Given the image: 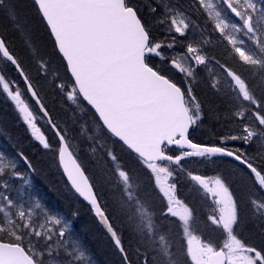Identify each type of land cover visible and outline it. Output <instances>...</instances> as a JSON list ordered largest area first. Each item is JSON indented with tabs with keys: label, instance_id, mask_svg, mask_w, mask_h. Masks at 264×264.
I'll use <instances>...</instances> for the list:
<instances>
[{
	"label": "snow or ice",
	"instance_id": "6c2138e0",
	"mask_svg": "<svg viewBox=\"0 0 264 264\" xmlns=\"http://www.w3.org/2000/svg\"><path fill=\"white\" fill-rule=\"evenodd\" d=\"M31 5L51 51L14 0H0V28L14 30L31 50L22 55L0 35V94L104 228L119 264H264V0ZM190 31L198 38L187 39ZM178 43L182 51L165 53ZM213 44L219 51L207 47ZM202 67L224 112L217 115L221 132L207 143L191 135L204 122ZM56 104L72 116L55 112ZM77 112L88 117L87 129ZM82 137L91 142L82 145L93 153L87 163L77 152ZM122 154L148 173L163 202L158 214L151 194L131 182ZM221 164L225 171L209 174L207 166ZM35 172L23 150L0 151V264H91L72 232L78 211L58 215L47 207L30 178ZM177 177L203 193L205 223L219 230L220 244L193 229L194 209L178 198ZM125 229L134 245L125 244Z\"/></svg>",
	"mask_w": 264,
	"mask_h": 264
},
{
	"label": "trees",
	"instance_id": "16d2710c",
	"mask_svg": "<svg viewBox=\"0 0 264 264\" xmlns=\"http://www.w3.org/2000/svg\"><path fill=\"white\" fill-rule=\"evenodd\" d=\"M14 2L20 8L22 15L27 18L36 41L41 44H46L48 51H51V43L48 38L47 30L43 22L33 10L31 0H14ZM198 23L202 24L203 21L198 20ZM153 34L154 36L157 34L159 36L158 39H163L162 29L159 27L153 28ZM0 35L5 36L17 52H20L25 56L31 54V50L24 47L22 38L19 34L11 28H8L7 30L0 28ZM217 35L218 34L209 35L208 38L215 40L218 37ZM195 36L198 37V34ZM187 39L193 38L188 36ZM185 42H187V40ZM177 45L182 46L180 43ZM208 48L213 51H219L214 44L209 45ZM200 79V81L198 80L197 93L203 101L205 113L204 122L199 127L195 128L191 135L194 140L207 143L213 138L212 134L214 132H221L220 124L217 123V115H224L223 102L215 91L208 87L211 76ZM52 106L55 112L65 115L66 118L71 117V112H61V105L56 104ZM217 107L220 109L219 113L215 111ZM14 115L15 113L11 111V108L0 96V151L6 154H14L15 149L18 148L30 156L36 167V172L31 173L33 185L40 193V199L42 202L47 207L53 209L56 214L67 215L73 209L78 211L79 214L77 216L71 217L73 222L72 229L75 234V238L78 239L84 247L86 246L85 248L87 253L94 264H119V256L113 249L112 242L109 239L108 234L97 222L88 206H84L85 204L82 202H77L72 194L66 189L65 181L59 169L55 166L52 157L49 154L44 153L36 143H33V141H31L29 137L23 133L21 127L17 124ZM80 140L81 147L84 143H88V141H86L83 137ZM86 150V148H82L81 152L82 154L85 153L83 156L81 155V159L85 163H87L89 159H92L91 157L93 156L91 151L86 152ZM122 159L126 166L132 171L131 182L141 186L151 194L148 199L152 201V210L158 214L163 202L159 199L158 192L152 188V180L150 179L148 173L136 163L134 157L122 154ZM190 166L195 167L196 164H192ZM225 169L226 166L221 164L218 169L214 166L213 171L223 172ZM175 182L178 185V198L184 200L191 208L194 209L193 229L203 235L205 239H209L211 241L216 240V238H218V234L216 232L219 230H216L210 224L205 223V214L208 211L206 210V206L204 204L205 201L203 198H200L201 195L198 194L197 189L192 187V190L190 191V189L185 188L186 185H192L186 180V178L183 177L179 180L176 179ZM239 194L240 193H238V195ZM116 223L118 226H121L120 220H116ZM161 223L170 222L161 221ZM171 235L173 237L176 236L174 224L171 225ZM244 235L247 238L249 233L245 231ZM124 241L126 245H128L130 241L133 245L135 244V238L130 235L127 229L124 230ZM250 242L254 241L250 240ZM178 243L179 241L177 240V244Z\"/></svg>",
	"mask_w": 264,
	"mask_h": 264
},
{
	"label": "rangeland",
	"instance_id": "374dc122",
	"mask_svg": "<svg viewBox=\"0 0 264 264\" xmlns=\"http://www.w3.org/2000/svg\"><path fill=\"white\" fill-rule=\"evenodd\" d=\"M191 38H193V39H197L198 37L197 36H195L191 31L189 32V34H188ZM197 35V34H196ZM157 39L159 38V36L156 34V36H155ZM163 39H166L165 37H163ZM176 50V51H175ZM183 50V47L182 46H179V45H177L176 46V48L174 49V50H172V51H170V50H168V49H165V53L166 54H168V55H172L174 52H179V51H182ZM206 72L209 74V76L211 75V73H209L207 70H206ZM201 78H203L204 76H200ZM201 79L199 78V81H200ZM0 96L2 97V99L5 101V103L11 108V111L13 112V113H15V110H14V108L12 107V105H11V103L9 102V101H7V99L2 95V94H0ZM71 116H72V113H71ZM76 116H78V117H80V123H83L84 125H85V128L87 129L89 126H90V122L88 121V117H86L85 115H84V113H82V112H77L76 113ZM14 117H15V119H16V122H17V124L21 127V129H22V131H23V133H25V135H27L28 136V134H27V132L25 131V127H24V125L22 124V123H20L19 122V120H18V117H17V115H16V113H15V115H14ZM17 124H15V125H17ZM29 137V136H28ZM30 139V138H29ZM31 140V139H30ZM86 140V139H85ZM80 141L81 140H78L77 141V152H78V154H80L81 152H82V147L80 146ZM33 143H35V142H33ZM88 143L89 144H91V142H89L88 141ZM15 148V147H14ZM87 149V148H86ZM87 151H90L89 149H87L86 150V152ZM85 153H83L82 154V156L84 155ZM91 157V156H90ZM91 158H93V156L91 157ZM19 166V165H18ZM196 166H197V168H196V170L197 171H201V172H203L204 170H205V166L204 165H197L196 164ZM214 166L215 165H209V166H207V168H208V171H209V174H211V172H213V170H214ZM30 178H31V180H32V183H33V179H32V174H30ZM192 185V187L193 188H196L193 184H191ZM197 189V191H198V194H200L199 196H200V198H203L204 199V201H205V206H206V210L208 211V205H207V202H206V200H205V198H204V196H203V193L198 189V188H196ZM61 215V214H60ZM72 224H73V222H72ZM72 232H73V229H72ZM76 232V231H75ZM217 234H218V238H216V240H212V242L214 243V244H220L221 242H222V237H221V234H220V232L218 231V232H216ZM73 234H74V232H73ZM74 237H75V234H74ZM88 257H89V259H90V256L88 255ZM91 260V264H94L93 262H92V259H90Z\"/></svg>",
	"mask_w": 264,
	"mask_h": 264
},
{
	"label": "bare ground",
	"instance_id": "6f19581e",
	"mask_svg": "<svg viewBox=\"0 0 264 264\" xmlns=\"http://www.w3.org/2000/svg\"><path fill=\"white\" fill-rule=\"evenodd\" d=\"M20 1H21V0H20ZM25 4H26V3H25ZM25 7H26V6H25ZM27 9H28V8H27ZM44 32H45V31H44ZM41 34H42V33H41ZM217 36H218V35H217ZM210 40H211V39H210ZM208 46H209V45H208ZM208 46H207V47H208ZM210 48H211V47H210ZM210 48H209V49H210ZM175 51H176V50H175ZM215 51H216V50H215ZM200 78H201V77H200ZM0 141H1V140H0ZM1 144H2V143H1ZM194 168L196 169L197 166H195ZM176 179L179 180V179H181V177H177ZM145 186H146V185H145ZM185 188L190 189V191L192 190V186H190V185H186ZM188 191H189V190H188ZM185 192H186V190H185ZM159 202H160V201H159ZM84 206H85V205H84ZM153 208H154V207H153ZM202 208H203V206H202ZM154 209H155V208H154ZM84 210H85V209H84ZM200 210H201V209H200ZM97 234H98V233H97ZM173 234H174V233H173ZM85 247H86V246H85Z\"/></svg>",
	"mask_w": 264,
	"mask_h": 264
},
{
	"label": "water",
	"instance_id": "95a60500",
	"mask_svg": "<svg viewBox=\"0 0 264 264\" xmlns=\"http://www.w3.org/2000/svg\"><path fill=\"white\" fill-rule=\"evenodd\" d=\"M65 179V178H64ZM86 204V203H85Z\"/></svg>",
	"mask_w": 264,
	"mask_h": 264
}]
</instances>
